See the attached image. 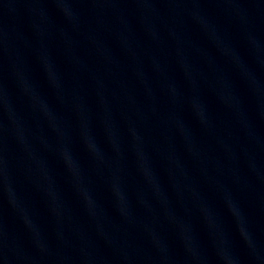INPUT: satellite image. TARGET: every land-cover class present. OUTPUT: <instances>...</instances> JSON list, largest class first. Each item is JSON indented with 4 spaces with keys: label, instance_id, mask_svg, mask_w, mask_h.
<instances>
[{
    "label": "water",
    "instance_id": "water-1",
    "mask_svg": "<svg viewBox=\"0 0 264 264\" xmlns=\"http://www.w3.org/2000/svg\"><path fill=\"white\" fill-rule=\"evenodd\" d=\"M0 264H264V0H0Z\"/></svg>",
    "mask_w": 264,
    "mask_h": 264
}]
</instances>
